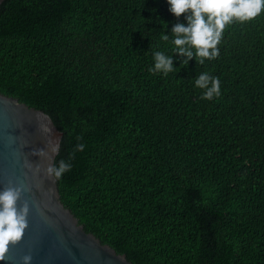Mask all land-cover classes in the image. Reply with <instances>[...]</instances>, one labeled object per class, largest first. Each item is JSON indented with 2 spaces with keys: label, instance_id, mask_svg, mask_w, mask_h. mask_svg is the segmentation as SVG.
Wrapping results in <instances>:
<instances>
[{
  "label": "trees",
  "instance_id": "obj_1",
  "mask_svg": "<svg viewBox=\"0 0 264 264\" xmlns=\"http://www.w3.org/2000/svg\"><path fill=\"white\" fill-rule=\"evenodd\" d=\"M177 23L167 0H3L0 92L50 115L61 201L133 264H264V12L203 63Z\"/></svg>",
  "mask_w": 264,
  "mask_h": 264
},
{
  "label": "water",
  "instance_id": "obj_2",
  "mask_svg": "<svg viewBox=\"0 0 264 264\" xmlns=\"http://www.w3.org/2000/svg\"><path fill=\"white\" fill-rule=\"evenodd\" d=\"M62 135L44 110L0 92V190L20 188L18 206L29 209L22 239L10 245L0 264H23L26 254L29 264H133L87 232L61 201L57 179L47 168ZM53 144L59 146L55 153Z\"/></svg>",
  "mask_w": 264,
  "mask_h": 264
},
{
  "label": "clouds",
  "instance_id": "obj_3",
  "mask_svg": "<svg viewBox=\"0 0 264 264\" xmlns=\"http://www.w3.org/2000/svg\"><path fill=\"white\" fill-rule=\"evenodd\" d=\"M169 11L179 17L182 14L187 20L185 23H177L173 26L174 33L171 43L175 46L173 51L185 54L188 58L199 56L201 63L203 58H213L218 54L217 45L221 40L226 25L234 21L245 22L264 12V0H167ZM167 41V34L162 36ZM154 64L149 69L152 72L169 73L173 69L170 56L162 51L154 53ZM195 85L203 89L202 96L211 100L220 95L219 80L208 73H201L195 79ZM50 130V129H46ZM58 144L51 145L53 153L58 151ZM83 150V145H78ZM71 168V164L61 160L58 164H50L47 173L59 178ZM21 189L9 186L0 190V260L10 245L19 242L27 227L28 205L18 206ZM23 264H29L32 257L24 255Z\"/></svg>",
  "mask_w": 264,
  "mask_h": 264
}]
</instances>
